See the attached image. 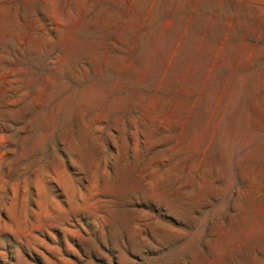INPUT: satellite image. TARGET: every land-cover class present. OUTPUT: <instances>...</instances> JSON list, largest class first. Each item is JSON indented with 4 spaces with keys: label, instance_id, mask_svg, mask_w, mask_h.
Masks as SVG:
<instances>
[{
    "label": "rangeland",
    "instance_id": "1",
    "mask_svg": "<svg viewBox=\"0 0 264 264\" xmlns=\"http://www.w3.org/2000/svg\"><path fill=\"white\" fill-rule=\"evenodd\" d=\"M0 264H264V0H0Z\"/></svg>",
    "mask_w": 264,
    "mask_h": 264
}]
</instances>
